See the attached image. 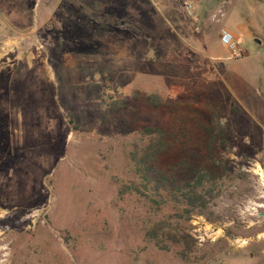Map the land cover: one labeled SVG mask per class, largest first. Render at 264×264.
<instances>
[{"label":"rangeland","instance_id":"obj_1","mask_svg":"<svg viewBox=\"0 0 264 264\" xmlns=\"http://www.w3.org/2000/svg\"><path fill=\"white\" fill-rule=\"evenodd\" d=\"M263 6L0 0V264H264V44L244 35L233 57L219 41L223 25H264ZM160 129L167 179L148 180L131 150ZM189 164L219 178L206 208L165 191ZM162 219L192 235L188 257L148 239Z\"/></svg>","mask_w":264,"mask_h":264},{"label":"trees","instance_id":"obj_2","mask_svg":"<svg viewBox=\"0 0 264 264\" xmlns=\"http://www.w3.org/2000/svg\"><path fill=\"white\" fill-rule=\"evenodd\" d=\"M148 102L152 105L159 106L162 104V96L158 93H151L147 96ZM125 98L119 96L113 98L110 95L108 105L112 110L117 111L123 104ZM159 135L145 133L139 141L133 143L131 150V159L135 164L136 172L145 179L150 178L157 173L167 179L162 171L158 170L157 164L162 154L167 151V144L164 141L163 135L165 131L160 129ZM192 180L184 184L176 185L174 190H167V194H171L175 200L181 201L192 209L206 208L209 202L219 195V190H216L217 179L215 170L211 166H206L202 169L198 166L189 164ZM124 191H133L142 195L147 193L141 189V186L136 183L125 185ZM156 192L160 189L155 187ZM171 224L166 219L159 220L147 228L146 236L162 250H170L172 247L177 248V254L181 257H188L194 248V238L184 229L170 228Z\"/></svg>","mask_w":264,"mask_h":264},{"label":"crops","instance_id":"obj_3","mask_svg":"<svg viewBox=\"0 0 264 264\" xmlns=\"http://www.w3.org/2000/svg\"><path fill=\"white\" fill-rule=\"evenodd\" d=\"M262 8L264 9V6ZM205 21H206L205 24H207V25L209 24L212 26V28H216L217 23L215 24L211 20V18H210V20L207 19ZM249 21H250V24L248 23V18H247V21H245V23H239L238 22V23H234L233 25L227 24V25H223L222 28H227V29L233 31L235 36L237 38H239L241 41H243V38H244L243 36L245 35L247 40H248L247 45L249 46L250 49L251 48L254 49L253 42H255L257 45H263L264 44V39H261V41H262L261 42L260 38L258 37V36H262L264 38V25L259 26V25L255 24L256 21H254L253 19H250ZM203 32H204V35L201 38H205V36H206V30ZM257 40H259V41H257ZM219 41H220V43H222L220 40V36H219ZM226 52L229 53V50L227 48H226Z\"/></svg>","mask_w":264,"mask_h":264},{"label":"built area","instance_id":"obj_4","mask_svg":"<svg viewBox=\"0 0 264 264\" xmlns=\"http://www.w3.org/2000/svg\"><path fill=\"white\" fill-rule=\"evenodd\" d=\"M221 15L223 13L221 12ZM222 44L227 46L233 57H242L247 54V49L241 44V41L234 36L229 29H223L220 34Z\"/></svg>","mask_w":264,"mask_h":264},{"label":"water","instance_id":"obj_5","mask_svg":"<svg viewBox=\"0 0 264 264\" xmlns=\"http://www.w3.org/2000/svg\"><path fill=\"white\" fill-rule=\"evenodd\" d=\"M257 41H259V40H257Z\"/></svg>","mask_w":264,"mask_h":264}]
</instances>
